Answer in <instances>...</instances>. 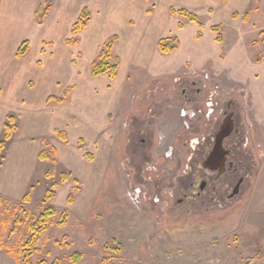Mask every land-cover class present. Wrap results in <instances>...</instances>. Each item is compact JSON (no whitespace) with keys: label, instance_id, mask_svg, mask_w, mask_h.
<instances>
[{"label":"rangeland","instance_id":"obj_1","mask_svg":"<svg viewBox=\"0 0 264 264\" xmlns=\"http://www.w3.org/2000/svg\"><path fill=\"white\" fill-rule=\"evenodd\" d=\"M44 4L49 10L38 23ZM134 4L146 21L156 16L139 36L140 23L127 28ZM83 8L90 22L79 45L69 46ZM169 8L188 10L200 25ZM114 35L120 41L110 63L117 64V78L94 77L93 61ZM157 35L176 37L178 48L161 53L152 45ZM23 41L29 52L16 57L11 48ZM151 58L154 67L144 68L142 61ZM186 81L215 95L213 101L235 103L246 137L238 165L244 181L233 198L223 192L216 203L210 193L202 203L174 201L169 210L167 191L186 170L183 158L201 155L200 145L186 148L175 139L182 119L196 121L184 115L198 108L181 103ZM66 88L67 102L45 104ZM131 118H141L147 129L154 122L153 158H165L157 171L145 170L149 183L143 185L131 181L125 164ZM90 119L95 130L84 123ZM6 125L11 137L0 151V264H24L29 251L28 264H71L74 252L82 254L77 264H264V0H0V141ZM42 150L53 161L40 160ZM52 185V197L44 200ZM46 209L53 214L29 246L30 226L41 228L37 219Z\"/></svg>","mask_w":264,"mask_h":264},{"label":"flooded vegetation","instance_id":"obj_2","mask_svg":"<svg viewBox=\"0 0 264 264\" xmlns=\"http://www.w3.org/2000/svg\"><path fill=\"white\" fill-rule=\"evenodd\" d=\"M192 92H195V95H192ZM180 95L183 107L196 105L195 107L198 106V108H195V110L193 108L184 111V115L185 112H187L189 118L191 120L195 118L196 121L192 122L187 119H182L184 127L179 133H177L178 135L175 139L177 140V143L186 148L194 142L197 145L196 147L200 145L201 155L197 156L196 154H189L183 158L186 170L183 171L178 181L175 182V187H170L167 191L168 196L171 199L168 205L169 210H173L174 201H177L180 206L189 199H191L189 203H197V200L202 203L205 199H208L210 193L211 195L209 196V199L216 203L223 200V192H225L227 199L235 197L238 195L240 186L244 181V177L239 175L240 172L238 171L241 169V166L238 167V165L242 164L244 156L241 152L243 145L242 142L246 141V137L243 134L244 127L236 113L235 103L228 101L225 105L218 100L213 101L214 98H216L215 95L203 94L201 88H196L195 82L192 81H186L183 83ZM198 96L201 98H198ZM153 103L155 106L157 101L154 99ZM145 111L148 112V110ZM152 117L155 118L156 116L152 115ZM140 119H136V121H133L132 118L130 119L128 131L124 140L123 152L126 156L125 164L130 170L131 181L136 183V179H138V181L141 182L138 183L143 185L144 182L147 181L143 175L145 170L153 168L157 171L156 166H158L159 162L165 158L158 156L156 161L153 158L155 157L153 149L156 148L158 144V130L156 125L151 121L152 126L147 129L144 127L142 120ZM225 120L231 122L232 131L229 136L222 140L224 149L229 152L226 156L224 170L220 174L217 170L213 171L204 168L203 162L213 149L216 136ZM209 121L212 122L211 127H209ZM199 125H201V127H199ZM194 139H196V141ZM137 160H139V163H136ZM196 162H198L197 164L199 165L194 169ZM221 177H224V179L220 180ZM237 177L238 179L233 185L231 192L228 193L229 188H231ZM147 182L149 183V181ZM180 190H185V192L182 191L178 197L177 191ZM139 192H141L140 189ZM172 213H175V211H172Z\"/></svg>","mask_w":264,"mask_h":264},{"label":"trees","instance_id":"obj_3","mask_svg":"<svg viewBox=\"0 0 264 264\" xmlns=\"http://www.w3.org/2000/svg\"><path fill=\"white\" fill-rule=\"evenodd\" d=\"M48 10H49L48 4H44V5H41L39 7L38 17L36 19V21L38 23H41L42 17L48 13ZM170 13L172 15L175 14V15L182 16V17L186 18L188 21L200 25L198 17L195 14L189 12L186 9H177V10H175V9L171 8L170 9ZM237 16L238 15L236 13H234L232 15V17H234V18L237 17ZM248 18H249V16L246 13V14L242 15L241 20L243 22H246L248 20ZM89 19H90L89 10L87 8H83L81 10L77 20H75V22L71 26L72 37L68 38L66 40V44L67 45H74L75 46V45H77L79 43V37H78L79 33L86 27L87 23L89 22ZM180 26L181 25L179 24V27ZM218 28H219V26H215V27H213V30L217 32ZM199 36H201L200 32L197 33V37H199ZM117 39H118L117 35H114L110 40L106 41L102 45L101 49L99 50V52L97 54L96 60L93 61V64H92V72H91V74L94 77H98V76H102V75H107L110 79H114L116 77L117 64H111L110 63V59L112 58V55H113L112 51H113L114 43L116 42ZM217 41L221 42L220 35H218ZM28 46H29L28 42L27 41H23L21 43V45L18 47V49H17V51L15 53L16 57H23L28 51ZM178 46H179V41H178V39L176 37L175 38H172V37L161 38L159 40V42H158V50L161 53H163V54L172 53L173 51H175L178 48ZM70 91H71L70 88H66V89L63 90L62 95H60V96H49L47 98V100H46V104H50L51 102H53V103H55L57 105L58 104H62L66 100L68 95L70 94ZM8 121L12 122V117H8ZM64 134L65 133L60 132V131L57 132V135H58V137L61 140L65 139L64 138V136H65ZM10 137H11L10 129L6 125V126H4V137H3V140L0 141V151L3 150V148L5 146V142L7 140H9ZM42 143L46 144L44 141H42ZM38 158L40 160H42V161H53V160L49 159V157L46 155L45 151H43V150L39 153ZM65 181H66V175L62 174L61 182H65ZM53 189H55V185H52L50 187V189L45 192L44 200H48V199H50L52 197ZM23 199L25 201H29L30 200V194L29 193L25 194ZM69 201L71 202L72 199H70ZM52 214H53L52 209L51 210L46 209V211H44L43 213H41L38 216L37 221L39 222L41 228L37 229V228H35L32 225L30 226L31 229L33 230L34 237L32 238L33 240H32L31 243H29L27 241V243H26L27 245L33 246L36 243L38 235L36 236V234H34V231L38 232V231L42 230L45 227L48 218ZM2 247L3 246H2V243H1V237H0V248H2ZM26 250H29V249H26ZM30 254H31V252L29 251L25 255L24 264H28V257L30 256ZM81 257H82L81 253L74 252L69 257V261H70L71 264H77L80 261ZM41 263L43 264V262H41ZM52 264H60V262L58 260H55L54 263H52Z\"/></svg>","mask_w":264,"mask_h":264},{"label":"crops","instance_id":"obj_4","mask_svg":"<svg viewBox=\"0 0 264 264\" xmlns=\"http://www.w3.org/2000/svg\"><path fill=\"white\" fill-rule=\"evenodd\" d=\"M148 1V0H147ZM200 1V0H199ZM204 4H206V3H204ZM202 5V4H201ZM137 5L136 4H134V5H132L131 7H130V10H131V14H130V16H129V18H131L130 20H131V22L133 23V24H127L128 25V27L127 28H132L133 26L132 25H139V23H140V26H138V28H139V30H137V29H135L136 31H135V36H139V33L141 32H143L144 33V31L148 28L147 26L149 25V22L153 19V18H156V16L155 17H153L151 20H145L144 19V16L143 15H141L140 13H138V11L136 10L137 9ZM169 9H171V8H169ZM169 12H170V10H169ZM171 14V13H170ZM91 15V14H90ZM89 22H90V19H89ZM88 22V23H89ZM87 23V24H88ZM87 26V25H86ZM132 29H134V28H132ZM141 33H140V35H141ZM133 34H131V36H132ZM130 36V37H131ZM118 37V36H117ZM129 37V38H130ZM161 39V37L160 36H156V37H154V38H152V45H153V47L154 48H156V49H158V42H159V40ZM129 40V39H128ZM119 41H120V38L118 37V39L116 40V42L114 43V47L115 46H117V44L119 43ZM79 43H80V39H79ZM79 43L77 44V45H79ZM77 45H75V47L77 46ZM150 45H151V42H150ZM69 46H73L74 47V45H69ZM17 47H18V45H17V43L16 42H14V44H13V47L11 48V49H14L15 50V53H16V51H17ZM114 47H113V50H114ZM11 49H10V51L9 52H11ZM29 52V47H28V51H27V53ZM26 53V54H27ZM25 54V55H26ZM15 55V54H14ZM24 55V56H25ZM23 56V57H24ZM143 63V66H144V68H153L154 67V64L152 63V58L148 61V62H145V61H142ZM71 64H72V62L70 63V66H71ZM152 64V65H151ZM72 66H73V64H72ZM3 71H4V69H2ZM127 70H128V68H127ZM117 75H118V73L116 74V77L115 78H117ZM127 75V74H126ZM114 78V79H115ZM49 97V96H48ZM47 97V98H48ZM71 97V92H70V94L68 95V97L66 98V100L64 101V102H67L68 101V99ZM47 100V99H46ZM63 102V103H64ZM109 102V101H108ZM108 102H106L105 104H107ZM62 103V104H63ZM45 104H46V101H45ZM62 104H58V105H62ZM111 104H112V102H111ZM112 106V105H111ZM132 115V114H131ZM130 115V116H131ZM91 117V116H90ZM86 120V119H85ZM84 120V121H85ZM93 122L96 124V120H93V119H90V120H87L86 122H84L85 124H86V126L89 124V127L88 128H90V130H95L96 129V126H93L92 127V125H93ZM91 173H90V171H89V175H90Z\"/></svg>","mask_w":264,"mask_h":264},{"label":"water","instance_id":"obj_5","mask_svg":"<svg viewBox=\"0 0 264 264\" xmlns=\"http://www.w3.org/2000/svg\"><path fill=\"white\" fill-rule=\"evenodd\" d=\"M232 131L231 122L225 120L220 131L216 136V140L214 143V147L209 153L206 160L203 162V167L208 168L210 170H217L220 174L224 170L226 156L228 154V150L224 149L222 145V140L229 136ZM235 192V191H234Z\"/></svg>","mask_w":264,"mask_h":264},{"label":"built area","instance_id":"obj_6","mask_svg":"<svg viewBox=\"0 0 264 264\" xmlns=\"http://www.w3.org/2000/svg\"><path fill=\"white\" fill-rule=\"evenodd\" d=\"M138 193H140V192H139V189H136V194L138 195Z\"/></svg>","mask_w":264,"mask_h":264}]
</instances>
